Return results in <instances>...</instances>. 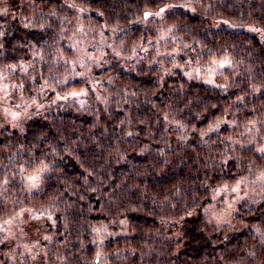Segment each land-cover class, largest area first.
Listing matches in <instances>:
<instances>
[{"label":"clouds","instance_id":"obj_1","mask_svg":"<svg viewBox=\"0 0 264 264\" xmlns=\"http://www.w3.org/2000/svg\"><path fill=\"white\" fill-rule=\"evenodd\" d=\"M0 264H264V0H0Z\"/></svg>","mask_w":264,"mask_h":264}]
</instances>
